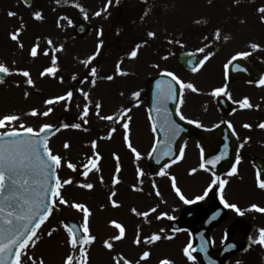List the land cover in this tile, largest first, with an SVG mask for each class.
Here are the masks:
<instances>
[{
    "label": "rangeland",
    "instance_id": "rangeland-1",
    "mask_svg": "<svg viewBox=\"0 0 264 264\" xmlns=\"http://www.w3.org/2000/svg\"><path fill=\"white\" fill-rule=\"evenodd\" d=\"M41 1L44 2L43 4L46 3V7L51 8L44 10L43 20H36L33 18V13L38 9L37 3L42 8L44 7ZM45 1L33 0L34 6L27 8L22 0H0V63H4L11 72L8 74L7 81L0 82V116L17 114L21 117L18 123L23 122L34 129H39L42 124L56 122L57 115L60 114L62 117L64 115L67 124L81 123L82 127L63 129L49 141L52 152L64 158L63 166L57 170L58 176L61 180L71 179L72 181L61 189L62 196L69 204L59 205L52 211L38 229L39 239L35 247L29 248L28 255L33 256L37 264L41 258L44 264H64L68 255H73L76 261L82 260L79 249L72 250L67 243L68 233L58 217H63L62 220L73 217L79 225H82L83 212L71 207L72 203H80L91 212L89 234L96 237L90 246H86V264H116L114 259L116 253L131 261L132 264H137V261L139 264H160L163 259L171 261V264H196L194 260L190 261L183 252L188 242L187 233L168 229L164 219L169 212V216L177 219L186 206L172 188L173 177L176 186L186 199L200 196L202 185L210 179L199 166V148L192 141H188L183 147V157L165 168L167 175L152 178L146 170V164L155 135L151 129L147 101L139 98L133 102L128 107L129 111L124 114V118L118 122L106 121L100 117L118 114L120 108H125L131 103L130 100L134 99L132 95L134 92L144 94V83L148 75L156 72L160 66L166 68L164 65L166 61L161 60L157 61L160 63L157 69L152 66L156 61L152 57V49L148 44H144V48L142 46L139 48L136 58H129V53L138 44V37L152 29L159 30L163 38L169 37L172 41L180 37V40L183 39L181 41L183 46L170 43L168 50H174L177 47L180 50L197 53L203 58L208 53H212L206 60V64L197 72L182 73L177 66V71L181 74L179 75L180 81L184 82L185 79L198 92L201 90L206 92L224 81L219 74L221 65L222 67L226 65L232 57L238 56V53L248 52L250 55L245 58L256 61L257 65H264V22H261V14L257 12L259 7L264 6V0H240L236 4L230 0H154L155 2L150 0L151 3L154 2L155 12L151 13V6L150 8L147 6L142 13L137 15L136 19H133L128 30H125L121 36L116 29L107 32L109 28L112 29L111 14L115 12H118L119 16L126 14L128 8L117 5L114 0L106 12L102 11L105 9L106 0H60L59 4L56 0ZM128 1L130 4L139 2L138 0ZM77 3L86 13L103 12L98 19L90 17L89 14L87 20L83 17L80 19L88 21L89 25L100 23L106 37L109 34L107 38L109 46L105 49L107 52L102 55L101 50L99 55H95L98 58L93 60L96 66L99 65L97 67H102L99 71L109 73L108 76H112L113 79H97L99 76H96L94 86L92 77L87 71L89 66L85 68L81 61L93 56V47L103 42L102 39L95 37V25L93 24L92 29L81 39L72 35L74 23L73 26H68L67 21L62 20L60 21L62 27H57L59 17L68 16L73 20L82 14L75 7ZM10 11L16 15L9 16ZM134 17L132 15V18ZM197 21L200 22L197 23ZM201 27L205 28L204 31L194 32ZM67 28L69 33H67ZM17 29H21L19 42L10 38V33ZM217 29L221 31L219 40L215 39ZM224 36L229 38L225 40ZM205 37L208 39L205 40ZM49 39L52 40V45L48 44ZM20 43L23 44V48L20 47ZM251 43L260 45V48L251 49L249 46ZM36 44L39 45V55L34 58L30 55V50ZM104 44L106 45L105 41ZM60 45H63V50L54 52L53 48ZM202 47L205 51L198 52L197 50ZM45 50H48L49 55H44ZM122 53L123 56H119ZM259 53L262 55L259 56ZM52 55L57 57L58 71L55 77L46 75L42 78L40 72L46 67L53 66ZM118 64L122 72L129 73L131 76H127L129 74L120 76L117 72ZM17 70H27L34 81V87L28 86L25 83L26 78L17 74ZM74 75L76 80L72 78ZM86 76L88 80L84 81ZM80 89L89 93L91 101V110L86 118L87 124L79 119L82 106L85 104ZM69 90L73 91L70 100L59 101L51 105L44 104L45 100L65 95ZM25 92L29 93L27 97L24 95ZM118 92L123 95L119 97ZM97 102L102 105L100 116L96 115L95 104ZM34 108L40 113L47 111L48 108L52 111L48 116L26 115ZM182 114H186L184 110ZM127 117L131 119L126 120ZM124 122L129 124V140L132 146L141 153L139 160L124 142L122 127ZM111 128H115L116 131L109 139L107 136ZM92 141H96L95 149L92 148ZM65 142L70 145L68 149L64 148ZM94 151L100 157V171H90L88 176L84 177L81 175L82 165L87 163L88 157H92ZM114 153L119 156L120 165L118 174L120 182L116 185L112 184L113 176L117 175V161L113 156ZM68 162L75 164L77 170L69 169ZM138 168L143 171V175L139 177ZM192 169L196 171L192 172ZM101 177H103V182H101ZM82 183H91L94 187L91 190L84 189L79 186ZM133 185L142 191H134ZM157 189L160 192L159 196L156 195ZM112 192L116 193L112 199L118 203V207H114L109 199ZM223 198H227L225 192ZM133 208L137 212H149V215L147 217L138 216L132 211ZM152 208L156 211L151 212ZM162 213H166V217L157 219ZM111 221H116L125 229V236L119 241L110 240V237L119 234V230L110 223ZM49 232L52 233L51 236ZM138 233L141 241L139 245L134 243ZM153 234H159L162 238L148 243L147 238ZM166 237H171V239ZM106 240L113 244V249L109 250L105 247ZM145 251L150 253L149 257L140 260L141 254ZM24 261L25 264H31L27 256L24 257Z\"/></svg>",
    "mask_w": 264,
    "mask_h": 264
},
{
    "label": "snow or ice",
    "instance_id": "snow-or-ice-1",
    "mask_svg": "<svg viewBox=\"0 0 264 264\" xmlns=\"http://www.w3.org/2000/svg\"><path fill=\"white\" fill-rule=\"evenodd\" d=\"M57 4L60 3V0H56ZM235 3H239V0H234ZM24 3L28 6V0H24ZM112 0H108V4L105 5V11L111 5ZM119 3V0H117ZM75 7L78 8L82 13H84V20L88 19V14L84 11L83 7L80 4H75ZM257 12L260 13V20L264 22V6H261L257 9ZM9 16H14L16 13L9 12ZM96 16H100L101 12L97 11L95 13ZM33 18L36 20H43L44 17L40 11H36L33 13ZM67 21L68 26H73V21L68 16H61L57 20V27H62L60 21ZM200 21H197L199 23ZM243 23V21H241ZM23 28V25H21ZM21 29H17L16 31L10 33V38L13 41H18L20 36ZM98 36H102L103 32L98 31ZM148 37L154 38L156 33L148 32ZM221 38V31L219 29L215 32V39L219 40ZM229 37L224 36L223 39L227 40ZM208 38L205 37V40ZM169 43H177L181 44L179 40L177 41H168ZM144 43H147L146 41ZM48 44L52 45L53 42L51 39L48 40ZM103 42L97 44L96 53L93 56H89L87 59L81 61L87 68L90 62L95 58V55H99L100 49L102 47ZM141 44H137L136 47L131 50L129 53V58H136L138 54V50L141 47ZM181 46H183L181 44ZM250 48L255 50L260 48V45L256 43H251ZM20 47L23 48V44L20 43ZM207 47V45H205ZM39 45H34L30 50V55L32 57H37L39 55L38 52ZM63 50V45L59 47H54V52H59ZM198 52H204L205 48L202 47L197 50ZM44 55H49L48 50L44 51ZM212 53H208L204 56L203 60H198L197 63L203 64ZM238 56L246 57L250 55L248 52H241L237 54ZM52 65L51 67H46L43 71L40 72V76L43 78L47 76L55 77L58 69L56 67L57 57L56 55H52ZM232 59H236L233 57ZM15 63V62H13ZM187 63L193 64L191 58L187 60ZM231 63V61H229ZM227 68V65H225ZM239 65L237 68L239 69ZM197 69L195 66L192 67V71L195 72ZM117 72L121 75H127V73L122 72L120 69V65H117ZM0 73L11 74L10 69L5 66L4 63H0ZM17 74L22 75L26 78L25 83L28 86L34 87V81L32 80L30 73L27 70H17ZM89 75L92 77V84L95 85L97 70L96 68H91ZM168 76L172 77V81H175L176 84L179 85V92L182 94L184 89H191L192 91H198L191 83H183L180 81L174 74L171 72L167 73ZM73 80H76V76L74 75ZM104 79L111 80L112 76L104 77ZM88 80V76L84 78V81ZM84 81H81L82 83ZM0 82H3V77H0ZM62 82V78H61ZM161 82H157V106L155 107V111L157 113L158 121H159V131L164 134V139L155 140L151 151L148 155L151 157L153 153L157 152L158 146L159 150L163 157H170L172 162L174 163L177 159L183 157L184 148H179V155L173 154V142L180 135V133L184 130L180 127L179 124L176 123L175 120L171 118V113L167 108V102L169 100L177 99V89L173 87L171 82H168L164 88L160 86ZM258 86H264V77H261L257 82ZM19 86V85H17ZM82 95L85 100L88 101L83 105V111L80 114L79 119L83 121L84 124L88 123L86 119L89 115L90 111V103L89 93L80 89ZM28 92H25V97L28 96ZM221 94L225 96H229L227 91V85L224 87H217L212 90L211 95L214 97H218ZM133 97H139V92H134ZM73 96V91L69 90L65 95L53 97L44 101L45 105H51L53 103L59 101L70 100ZM230 98V96H229ZM182 103V101H180ZM180 103L177 104L175 109V115L179 117L181 121L186 120L187 118L182 114L180 109ZM240 108L247 109L252 108L253 105L249 103L247 97L238 101ZM102 105L100 102L95 104L96 115L100 116V109ZM52 111L51 108H48L47 111L40 113L37 109H32L30 112L26 113V115L37 116L43 115L48 116ZM129 111L128 109H124L122 113L117 116H101L100 118L106 121H114L118 122L122 118H124V113ZM131 117H127L126 120H130ZM153 117L149 115V120L151 121ZM21 121V117L17 114H5L0 116V264H25L24 257L27 256V259L31 261V264H37L36 259L33 256L28 255V250L30 247H35L38 236V229L40 226L48 219V216L52 213L54 209H56L59 205H68L69 202L64 199L61 194V189L67 185L72 183L71 179L61 180L58 176L57 170L63 166L64 158L59 154H54L49 147L48 143V133L52 132L53 126L49 124H42L39 129H34L33 127L26 125ZM189 124H195L197 127H201L202 125L195 120H187ZM223 123H227L229 129H232L233 126L230 122L223 121ZM244 128L250 129L252 125L245 123L242 125ZM63 128L71 127L73 129H80L82 127L81 123H72L63 124ZM124 129V142L127 147L131 150V152L135 155V158L139 160L141 158V153L137 151L135 147L132 146L129 140V124L128 122H124L122 124ZM260 129H264V122H261L257 125ZM158 128L157 123H153L151 125V129L153 133H156ZM59 131V128L56 129ZM115 128H111L109 130L107 138H111L112 133L115 132ZM233 134L235 132L233 131ZM248 138H246L247 141ZM245 141V142H246ZM92 148H96V141L91 142ZM244 145L241 144L242 148ZM70 147L68 142L64 143V148L68 149ZM199 147V145H198ZM227 145H225V149ZM201 162L200 168L204 170H208L206 168L207 165L215 166L218 161L223 159L226 156V151L222 152L220 155L215 156L213 159H204V149L201 148ZM114 158L117 161L116 166V176H113L112 184L116 185L120 181L118 179V174L120 171L119 165V156L117 154H113ZM99 154L95 151L93 152L92 157H88L87 163L82 165L83 171L81 175L87 177L90 171H100L99 168ZM241 157L239 155L236 156V161L232 164L231 171L228 175H235L237 173V165L240 163ZM157 163H159V159H157ZM168 165H164L166 168ZM67 167L73 171L77 170V166L71 162L67 163ZM192 172H195L196 169H192ZM138 177L143 175V171L141 169H137ZM161 176L167 175L164 171V168H161L159 173ZM51 181V185L49 182ZM219 184L221 188L226 183L224 180H220L218 177L213 178L209 188L211 185ZM101 182H103V177H101ZM142 182V181H141ZM257 187L261 190H264V179H261V174L258 172L256 177ZM84 189L91 190L94 185L91 183H82L79 185ZM155 187V184L153 185ZM172 188L175 191L176 195L179 197L181 201L185 204L194 203L193 200L186 199L185 196L181 193V190L176 186L175 178H172ZM133 190L142 191V189H137L135 185H133ZM116 193L112 192L109 199L114 207H118V203L112 199ZM156 195L159 196L160 192L157 189ZM208 195V190H205L204 195L197 196L196 200H203L205 196ZM221 203L225 208L234 209L238 214L241 213V210L235 204L227 203L223 196H221ZM71 207L83 212V224L80 226V230L82 232L81 235H77L76 226H68L65 225L66 231L68 233V241L67 243L70 245L72 250H76L79 248L80 256L83 258L80 261H76L73 255H68L65 258L64 264H86L87 261V248L86 246H90L96 239L95 236L90 235L89 228V217L91 215L90 210L83 204L80 203H72ZM251 209L260 213H264V207H259L258 205H251ZM132 211L138 216L147 217L149 212H137L135 208ZM151 212H155L156 209H150ZM167 215L166 213H162L161 216ZM161 216H158L157 219H160ZM168 219H173V217L169 216ZM115 226L116 229L119 230V234L110 237L112 241H119L125 236L124 227L117 223L116 221L110 222ZM163 231V229L161 230ZM176 231H179L177 229ZM49 236L52 235L51 232L48 233ZM162 237L159 234H153L151 237L147 238L148 243H152L160 240ZM171 239V237H166ZM251 244H259L264 246V228L259 229L258 238L250 237ZM139 233L137 234V239L134 241L137 245L140 244ZM250 244V246H251ZM104 245L107 249H113V244L106 240ZM228 247H233V245H229ZM191 244L183 249L184 255L190 260H195V257L192 255ZM200 251H207L206 242H202L200 245ZM150 253L145 251L141 254L140 260H145L149 257ZM116 264H132L131 261L126 260L123 256L114 258ZM39 264H44L43 259L41 258ZM139 264V261H137ZM160 264H171V261L167 259H163L160 261Z\"/></svg>",
    "mask_w": 264,
    "mask_h": 264
},
{
    "label": "flooded vegetation",
    "instance_id": "flooded-vegetation-1",
    "mask_svg": "<svg viewBox=\"0 0 264 264\" xmlns=\"http://www.w3.org/2000/svg\"><path fill=\"white\" fill-rule=\"evenodd\" d=\"M171 65L175 66L174 63ZM258 68L264 74V66ZM257 82L227 79L221 81L217 87L227 85L230 96L229 98V96L221 94L231 103V105L227 103V110H220L216 104L217 97L211 95L212 90L217 87H211L206 92L184 89V93H180L178 99V103L180 101L183 103L180 109L181 112L185 111L186 120L198 121L202 128L210 129L218 125L228 126L223 121L230 122L233 126L230 130L232 133L235 132L234 136L237 141L236 156L241 157L235 175H228L231 168L219 176L209 172L212 178L218 177L226 183L223 188L219 181L217 184L211 185V188L209 185L202 186L201 195H204L205 190H208V195L200 200V204L195 209L196 217L184 229L188 236V245H192L193 233L198 230H203L206 233L207 227L209 247L217 256L214 264H264V246L251 244L249 239L250 237L258 238L259 229L264 228V213L251 209L253 204L264 207V190L259 189L256 183L260 166L261 179H264V165H262L264 163V129L257 127L259 123L264 122V86H258ZM245 97L253 105L252 108H240L237 102ZM245 123L252 127L244 128L242 125ZM246 138H248L247 141ZM192 140L194 141V139ZM241 144L244 145L242 148ZM256 160L262 163H258ZM235 161L236 158L234 163ZM224 192L227 195L224 200L229 204H235L243 214L224 207L221 203V196ZM218 206L222 207V214L214 220H208L211 214L219 208ZM229 245H233V247H228ZM226 251L228 252L227 256L219 262Z\"/></svg>",
    "mask_w": 264,
    "mask_h": 264
},
{
    "label": "water",
    "instance_id": "water-1",
    "mask_svg": "<svg viewBox=\"0 0 264 264\" xmlns=\"http://www.w3.org/2000/svg\"><path fill=\"white\" fill-rule=\"evenodd\" d=\"M78 32L79 33L84 32V29L82 26H78ZM189 58L192 59L193 64L187 63V60ZM198 60H200L198 57L191 55V54L182 53V54L178 55V61L186 68L192 69L193 66L196 67L199 64V63H197ZM237 65L240 66L239 69L237 68ZM226 74L230 79L240 78V79H245V80L251 81V80H257L260 78L259 71L255 67H253L247 60H245L243 58L233 59L231 61V63H229V65L227 66ZM0 77L5 78L6 75L4 73H0ZM157 80H158V78H150L148 83H147L148 84V98H149L150 107L152 106V97L153 96L155 97V95H156V92L152 90L153 83ZM161 88H163V86H161ZM60 126H61L60 124L55 125L53 127L52 132L48 133V137H50L56 131L57 128H60ZM186 127H187L186 132L184 134H181V136L179 137V139L176 141L175 144L173 143V154L174 155L177 154L183 140L191 133H193L196 136L197 140L203 146V148H204V159L205 160L213 159L215 156L218 155L217 154L218 151H220V150L225 151L226 149H228V146L226 149H225V146L220 148V145L222 144V141H221L222 129L221 128H217V129H214L211 131H204V130L202 131V130H196V129H194L190 126H187V125H186ZM161 134L162 135L159 137L158 140L162 141L164 139V134L162 132H161ZM230 138H231V136H230ZM231 140H232V143H231V147L229 149V153H231V155L227 158H224V159H221L220 161H218L214 167L211 165H208V167L211 170L216 171V172H220V170H224L225 168L228 167V164L232 162L233 153L235 152L234 151L235 150V141L232 138H231ZM157 159H159V163H157ZM169 161H172L171 158L170 157H163L160 150H159V146H158L157 152L153 153L152 156L149 158L150 172L152 174L156 173L163 164H165ZM218 165H219L220 170L217 171L215 168ZM49 184L51 185V181L49 182ZM189 212H190V210L187 211L186 213H184L183 216L179 220L171 222L170 225L172 227H174L175 229H181L184 226H186L188 224L187 216L189 215ZM67 225L68 226H76L77 235H81V232H80L77 224L74 222L73 219L67 220ZM206 229H207V227H206ZM211 254L214 257H217L215 254H213V253H211ZM226 256H227V253L222 256V259H219V262L221 260H223ZM117 257H119V256H117ZM208 257L209 256H207V258ZM198 258H200V260H201L200 256H198ZM201 264H204V263H202V261H201Z\"/></svg>",
    "mask_w": 264,
    "mask_h": 264
}]
</instances>
